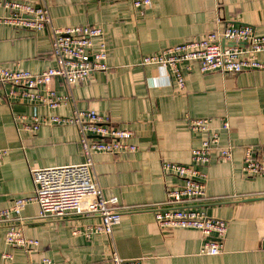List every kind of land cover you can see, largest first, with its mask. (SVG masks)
I'll return each mask as SVG.
<instances>
[{"label":"crops","instance_id":"0c3cea01","mask_svg":"<svg viewBox=\"0 0 264 264\" xmlns=\"http://www.w3.org/2000/svg\"><path fill=\"white\" fill-rule=\"evenodd\" d=\"M3 1L0 17L9 13ZM18 1L45 4L55 26L100 27L107 69L93 71L71 86L53 79L47 87L69 97L55 108L7 100L0 86V147L5 149L0 210L35 194L31 169L82 161L74 126L44 123L32 133L25 128L31 116H68L73 108L93 109L113 128L130 130L137 149L93 155L94 176L103 196L117 197L122 206L111 236L86 235L87 227L99 222L98 216L41 218L37 203L29 202L19 213L20 226L38 246L26 254L6 244L8 222L1 221L0 264H39L42 256L55 264H111L112 250L124 259H141L142 264H264V177H249L242 170V147L264 145V68L238 74L201 72L193 62L184 90L177 91L167 71L140 64L143 55L226 24H250L264 34V0H152L141 12L130 0ZM100 40H93V48ZM258 59L264 64V52ZM54 65L47 30L0 23V66L39 73ZM18 115L23 118L15 122ZM187 117L210 118L219 145L232 147L230 160L219 159L213 151L202 169L206 199L198 207L228 225L223 249L216 255L200 253V231L162 230L154 219V205L164 201L168 189L181 184L175 174L162 170V161L188 163L192 149L200 144V134L189 130ZM224 120L227 129L222 127ZM4 253L11 258H3Z\"/></svg>","mask_w":264,"mask_h":264},{"label":"built area","instance_id":"2783aa9c","mask_svg":"<svg viewBox=\"0 0 264 264\" xmlns=\"http://www.w3.org/2000/svg\"><path fill=\"white\" fill-rule=\"evenodd\" d=\"M132 6L143 11L152 0H130ZM8 14L0 17V23L13 28L32 31L47 30L51 39V54L55 65L39 73L24 69H8L0 66V86L7 100H27L34 104L55 108L69 101L67 95H58L47 86L53 79L71 86L86 80L93 71L107 69L106 45L102 41L100 27L90 25L55 26L45 4H31L18 0H4ZM100 38L97 49L93 40ZM222 41L227 45H222ZM264 52V34H259L250 24H226L201 37L173 45H167L155 53L143 55L141 65L156 66L173 78L177 91L185 88V75L193 62L201 72L220 71L238 74L242 71L260 70L264 64L258 54ZM41 87L44 88L41 91ZM23 116L14 117V121ZM72 125L78 134L82 161L77 164L31 169L36 185L33 196L18 198L13 204L0 210V222L7 221L5 243L29 254L38 246L37 239L24 236L20 226V211L29 202L37 203L39 217L61 218L68 214L98 216L99 222L88 226L86 235L103 233L111 236L113 227L120 222L122 206L117 197H104L97 185L93 171V155L96 152L131 153L137 146L131 142L133 133L113 128L104 117L93 109L73 108L68 116L51 115L39 118L31 116V124L25 128L34 133L41 124ZM191 132L200 134V144L191 151L188 163L162 161L165 172L175 174L180 186L168 189L164 201L154 205L153 214L162 230L189 228L200 231L203 241L200 253L216 255L223 249L228 231L227 222L208 215L198 207L206 199L205 179L202 170L216 151L224 161L232 158V147L220 146L218 132L210 127L208 117H187ZM222 127L227 129L226 120ZM242 170L246 176L264 177V145L242 147ZM5 149L0 147V162ZM14 221H17L15 223ZM78 230H74L77 233ZM3 258L10 259L9 253ZM111 264H142L141 259H124L114 250ZM39 264H55L42 256Z\"/></svg>","mask_w":264,"mask_h":264}]
</instances>
